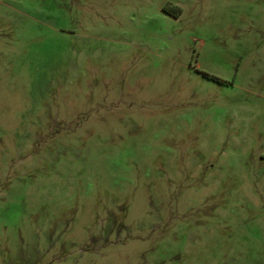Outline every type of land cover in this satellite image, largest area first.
I'll return each instance as SVG.
<instances>
[{
	"label": "rangeland",
	"instance_id": "1",
	"mask_svg": "<svg viewBox=\"0 0 264 264\" xmlns=\"http://www.w3.org/2000/svg\"><path fill=\"white\" fill-rule=\"evenodd\" d=\"M0 264H264V0H0Z\"/></svg>",
	"mask_w": 264,
	"mask_h": 264
}]
</instances>
